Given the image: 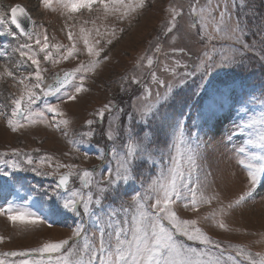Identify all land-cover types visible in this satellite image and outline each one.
<instances>
[{
  "label": "rangeland",
  "instance_id": "374dc122",
  "mask_svg": "<svg viewBox=\"0 0 264 264\" xmlns=\"http://www.w3.org/2000/svg\"><path fill=\"white\" fill-rule=\"evenodd\" d=\"M124 3L138 5L139 0H124ZM193 3L195 0H145L143 8L137 7L124 16L125 8L113 4L111 0L109 11L97 2L90 11L81 9L74 13H68L59 0H53L51 8L45 7L42 0H0V11L5 19L10 21L11 9L17 4H22L35 19L32 40L22 36L11 23L6 27L16 36L0 35V48L5 53L0 56V73L6 66L17 78H0V105L3 106L0 112L4 113L0 115V207L5 209L0 213V261L4 264L33 260H44L47 264L49 260L55 261L66 255L71 248L82 249L86 238L87 242H92L91 234L97 231L96 217H104L113 209L118 210L122 202L131 203L132 196L147 190L151 180L160 175L162 167H174L170 157L186 169L189 144L179 142L177 133L181 123L188 135L195 136V142L191 143L196 160L192 181L198 177L203 180L206 175L210 185L208 191L219 193L224 203L242 195L246 199L236 211L223 217L226 228H220L216 221L206 218L218 207L215 200L198 208H186L184 204L187 202L177 201L174 207L178 215L182 219H197V226L210 237L211 243L205 245L201 241H191L180 233H176V239L186 247L197 249L203 254L202 259L219 260L220 264H249L246 258L249 253L253 259L264 257V175L250 188L246 168L249 161L256 165L264 163L259 159L264 155V147L248 142L256 138L260 125L257 123L244 132L237 131L242 121L259 120L264 113V34L259 29L264 24V0H233L230 6L232 23L240 21L243 29L241 40L249 45L242 56L234 51V48L244 51L242 46L238 42L234 45L222 32L202 29L199 24L192 26L190 5ZM200 3L203 5L206 0H200ZM113 8L118 10L112 11ZM174 9L179 12L177 27L169 32ZM214 15L218 17L219 12ZM82 28L86 31L81 32ZM69 32L73 34L71 39ZM36 34L40 35L42 42L43 35H47L49 51L53 60L59 62L45 59L46 53L41 52L35 43ZM209 36L214 38L208 39ZM85 37L94 50L103 49L98 57L88 53ZM26 43L32 45L40 67L45 70L42 72V87L48 86L46 83L63 72H72L93 61L99 63L94 70L77 73L73 83L79 84L80 75H84L85 90L77 93L75 100H69L64 95L74 91L69 84L60 92L49 95H43L40 89H36L37 98L31 110L33 113L43 112L46 122L28 124L21 117L18 119L23 126L13 130L8 124L14 107L12 101L24 92L19 79L28 77L35 68L31 61L17 67L18 62L26 58H21L19 52L13 49ZM55 45L63 47L57 50ZM73 45L77 51L62 59L61 56L66 55ZM181 48L184 51H180ZM234 55L235 63H219L223 57ZM149 59L153 61L151 65ZM209 60L216 63L202 81L198 65ZM176 61L188 67H177ZM172 67H176L177 75L166 70ZM153 72L157 78L172 85L167 103L161 101L166 84L155 83ZM185 72L192 74L182 75ZM181 80L184 82L180 83ZM33 82L34 76L25 80L26 84ZM221 90L228 93L222 102L218 99ZM214 100L218 106L211 110ZM157 103L161 117L167 119L161 121L153 117L141 122L139 110ZM50 104H58L64 115L50 112L47 107ZM106 105L110 107L100 118L97 113ZM62 119L69 120V124L57 127V121ZM89 120L94 123L89 125ZM89 130L93 131V135L82 137ZM109 132H112V138H109ZM249 132L253 135L250 136ZM145 136L152 141L153 155L151 159L134 161L132 175L135 179L121 182L109 190L100 205H92V214L84 212L82 203L78 204L79 215L64 208L63 198L57 195L56 184L59 175L70 170L57 167L58 164L77 166L72 170L68 191L59 189V192L66 197L70 191H79L86 197L89 188L84 186L77 172L81 175L83 170L94 173L91 187L95 193L96 180L101 175L107 179L108 169L117 168L129 140L135 142ZM82 139L85 142L81 143ZM113 147L118 153L115 157ZM240 148H244L245 152L241 153ZM253 153L256 159H251ZM28 157L32 158V164H28ZM42 157H51V160L45 159L41 164ZM241 160L246 163H240ZM13 162L18 167H14ZM33 167L37 171H32ZM41 172L56 174L42 175ZM189 187L195 188L196 184L192 183ZM249 191L250 197L247 196ZM184 195H188L186 190ZM9 205L12 212L8 211ZM20 210L36 213L43 217V221L21 223L8 218ZM120 215L122 217L124 213ZM81 224L85 231L79 237L73 236L74 230ZM61 240L68 241L61 253L33 251L46 242ZM241 249L244 254H241ZM13 252L27 254L10 255Z\"/></svg>",
  "mask_w": 264,
  "mask_h": 264
},
{
  "label": "snow or ice",
  "instance_id": "6c2138e0",
  "mask_svg": "<svg viewBox=\"0 0 264 264\" xmlns=\"http://www.w3.org/2000/svg\"><path fill=\"white\" fill-rule=\"evenodd\" d=\"M99 3L103 6L105 11H109V0H59V3L66 9L68 13L78 12L81 9H92L95 3ZM113 4H119L125 8L124 16H127L136 8H143L145 6V0H139L138 5H125L124 0H111ZM233 0H206V3L201 5L200 0H195V3L190 5V14L193 16V27L197 24L203 28H211L213 32H222L226 37L230 38L235 45L237 42L242 46L244 51L241 49L234 48L237 55H244L249 49L241 36L243 34V29L240 27V21L237 20L232 23V16L230 13V6ZM45 7H52L53 0H42ZM112 11H117L118 9H111ZM219 12L217 17L214 13ZM179 16V12L175 9L173 10L172 16V28L168 31L171 32L173 28L177 27L176 17ZM20 17H26L31 20L27 10L20 5H16L11 9L10 21L5 19V15L0 11V35L8 34L11 36H16V33L11 32L10 28L6 25L11 23L14 25L21 35L26 37L28 40L33 39V33L27 31L24 25L21 23ZM34 23V21H33ZM214 26V27H213ZM260 32L264 34V24L259 26ZM85 29H81V32H85ZM69 38H72V32H69ZM208 39H213V36L207 37ZM35 43L39 46L41 52H45V59L53 60L52 52L49 51L48 37L46 34L43 35V42L39 34L35 35ZM84 43L88 45L87 51L90 55L99 56L100 52L94 50L92 44L89 42L87 37L84 39ZM98 43V41H97ZM111 43V41H109ZM57 50L62 45H55ZM175 50V49H174ZM184 51L183 48L179 49ZM13 51L19 52L22 59L18 62L17 67L21 64H28L31 61V65L35 68L29 73L28 77H21L19 83L24 86V92L22 95L18 96L12 101L14 107L12 109L11 117L8 119L9 126L13 130L18 127H22L20 124L19 117H23L27 120L28 124H35L40 121H45L43 112L33 113L31 110V105L37 98L36 89L41 90V94L49 95L53 92H60L66 84L71 85L74 88L73 92H65L64 95L67 96L69 100H75L76 94L84 91L83 81L85 79L84 75H80L79 84H74L73 81L76 80L77 73L87 72L94 70L96 64L99 61H93L88 66L81 65L70 73H65L63 79L61 80L57 76V85L43 86L44 78L42 72L45 71L40 67V60L37 57V53L32 51L31 44H22L19 48L13 49ZM75 51V46L68 49L66 55H62V59H67ZM31 53V54H30ZM4 50L0 48V56H3ZM107 57H105L106 59ZM54 63L59 62L58 60H53ZM236 56L233 57H223L219 63L228 64L235 63ZM151 65L153 61L148 60ZM214 60L202 61L198 65V69L202 72L203 76L215 66ZM177 67L187 68V64H180V61H176ZM166 70L171 71L173 75H177L176 67L167 68ZM192 73L185 72L182 75L190 76ZM7 76L13 79H17L13 72L5 66L4 72L0 73V78ZM35 78V82L26 84L25 80L31 77ZM152 79L157 84H166L162 79L157 78L156 74L152 73ZM138 82V81H137ZM184 81L181 80L180 83ZM172 92V85L166 84V92L161 97L163 103H167L169 96ZM228 93L225 90H221L218 99L222 102L224 96ZM148 95L151 97V89L148 90ZM157 96L160 97V93L157 92ZM253 100L255 97L252 98ZM23 105V106H22ZM217 103L214 100L211 110L217 107ZM0 107H3L0 105ZM48 110L52 113H56L59 116H63L64 113L60 111L58 104H50L47 106ZM110 105H106L104 108L100 109L97 115L100 118L104 117L105 111L108 110ZM241 111L245 109L241 108ZM139 117L141 122H146L148 119L155 117L158 120H166L167 117H161L159 113V103L155 106H149L148 108H142L139 110ZM0 115H4L0 112ZM38 117L39 119H35ZM89 125H92L94 121H87ZM259 124V130L255 134V139H249V143H257L260 147H264V113L261 114L259 120L250 119L249 122H241L237 126L238 132H244L245 129H251L256 124ZM63 124L67 126L69 120L62 119L57 121V127ZM178 137L181 144L188 143V153L187 156V168L183 164L176 163L174 158V167L165 169L161 168L160 175L156 179H152L151 183L148 185V189L143 192H136L131 200V203L122 202L119 209H113L109 211L104 217L97 216V231L93 232L92 242H86L82 249L71 248L66 255H61L55 261L49 260L47 264H220L219 260H204L202 259V253H199L197 249L186 247L176 239V233H180L182 236H186L188 240L191 241H201L203 244L207 245L211 243L210 237L203 231V229L198 225L197 219H182L174 207L177 201L187 202L184 206L187 208L189 206L193 208H198L200 205L212 204L215 200L218 207L208 215V219L216 221L220 228H226L227 225L223 217L230 215L232 212L236 211L241 205V203L246 199V196L242 195L238 199L233 200L228 203H224L220 194L213 191L209 192L210 187L207 176L201 180L199 177L196 181H192V170L196 167L195 160V149L191 147V143L195 142L194 135H188L184 125L181 123L178 125ZM93 131L89 130L87 133H83L82 137H91ZM252 136L253 133L249 132ZM129 136L131 137V131L129 130ZM109 138H112V132H109ZM81 143L85 142L83 139ZM152 141L150 137H141L135 142L129 140L127 150L120 163L115 170L108 169V177L105 179L103 175L100 176L95 182V193L92 189L94 173L89 170H83L82 175H80L82 183L85 187L89 188L87 196L85 197L79 191H70V194L66 197L59 192V189H65L68 191V185L70 177L72 176V170L77 168L76 165H63L58 164L57 167H65L70 171L68 173L60 174L58 178V183L56 184L57 195H61L63 198V206L65 209L70 210L73 213L79 215L78 204H83V210L85 213L92 214V205H100L104 195L115 188L119 183H127L129 180L135 179L132 175L133 163L136 160L142 158L151 159L153 155V149L151 147ZM18 151V150H15ZM241 153L245 152L244 148H240ZM113 156H117V149L113 147ZM103 154H101V159H103ZM161 158L163 159V153H161ZM181 154V159H183ZM255 153L252 154L251 159H256ZM45 159L51 160V157L41 158L40 163L43 164ZM261 161H264V155L259 156ZM240 163H246L241 160ZM28 164H32V158L28 157ZM14 167L18 165L13 162ZM247 174L250 178V188L254 187L260 180L261 176L264 175V163L256 165L250 161L246 163ZM32 171H37V168L33 167ZM114 171V175H113ZM185 171L187 175L185 176ZM42 175H55L56 173H43ZM187 181V183H185ZM195 183L196 187H189L190 184ZM143 187V185L141 186ZM187 191L188 195H184V191ZM95 195V199H94ZM247 196H251V191L248 192ZM152 201V202H150ZM5 211L4 208L0 207V213ZM8 211L12 212V206L9 205ZM124 213L121 217L120 213ZM11 221H20L21 223H39L43 221L42 216H38L36 213L20 210L8 217ZM167 222V224L165 223ZM84 226L78 225L73 232V236L79 237L84 232ZM68 244L67 240H61L58 242H46L40 248L34 249L33 251L40 253H61L64 246ZM27 253H10V255H20L24 256ZM241 254H244V250L241 249ZM71 257V259H70ZM86 257V259H85ZM249 264H264V257L260 259H253L251 254H247L246 257ZM0 264H4L0 261ZM21 264H46L44 260L39 261H22Z\"/></svg>",
  "mask_w": 264,
  "mask_h": 264
},
{
  "label": "water",
  "instance_id": "95a60500",
  "mask_svg": "<svg viewBox=\"0 0 264 264\" xmlns=\"http://www.w3.org/2000/svg\"><path fill=\"white\" fill-rule=\"evenodd\" d=\"M19 5H20V4H19ZM20 6H22V5H20ZM27 12H28V11H27ZM28 13H29V12H28ZM29 16L31 17L30 14H29ZM20 19H21V23L24 25L25 29H26L27 31L31 32L32 29H33V25H34L32 17H31V20H29V19L26 18V17H20ZM63 77H64V76H63ZM63 77L61 78V80L63 79ZM53 85H57V82H55ZM20 118H21V117H20Z\"/></svg>",
  "mask_w": 264,
  "mask_h": 264
},
{
  "label": "bare ground",
  "instance_id": "6f19581e",
  "mask_svg": "<svg viewBox=\"0 0 264 264\" xmlns=\"http://www.w3.org/2000/svg\"><path fill=\"white\" fill-rule=\"evenodd\" d=\"M51 83V82H50Z\"/></svg>",
  "mask_w": 264,
  "mask_h": 264
}]
</instances>
